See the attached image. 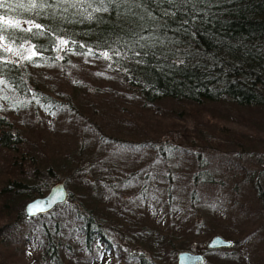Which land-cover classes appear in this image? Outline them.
Here are the masks:
<instances>
[{"label": "trees", "instance_id": "16d2710c", "mask_svg": "<svg viewBox=\"0 0 264 264\" xmlns=\"http://www.w3.org/2000/svg\"><path fill=\"white\" fill-rule=\"evenodd\" d=\"M9 2L27 4L28 0ZM89 3L90 0H70L60 5L54 0H36L37 6L31 11L0 9V14L19 20L23 28L31 27L25 21L42 26L41 29L33 27L31 32L14 28L0 31L4 37L0 45L13 49L6 52L0 47V80L4 81L0 84V93L16 104L18 111L28 117L32 114L33 120L39 122L33 127L39 135L26 138L24 131L12 126L10 119L15 114L0 116V150L3 152L0 159V264H24L22 253L28 244L36 248L33 256L39 264H97L103 251L112 253L116 263L177 264L179 251L195 248L190 244L198 239L194 234L203 221L196 219L186 226L183 239L178 237L176 228L161 229L146 220L139 224L136 217L124 216L126 208L132 210V206H127L128 201L125 205L112 202L114 197L109 190L115 188L116 182L109 177L112 175L109 167L96 159L83 161L81 154L74 160L69 156L72 151L57 146L51 136H40L46 132L42 127L45 115L82 116L77 115L83 111L80 94L84 84L101 96L98 100L103 104V112H111L115 102L123 99L121 92L137 100V110L161 101H174L178 104L176 109H182L180 115L188 109L197 123L213 124L222 133L231 131L232 125L243 126L245 129H234L233 134L228 135L231 145L227 151L221 149L223 144H220L216 148L218 153L207 155L210 159L216 157L210 170L203 162L202 151L183 152L193 159L192 169L184 175L167 164L173 157L172 147H177L168 132L177 129V124L183 125L186 119L182 117L181 122L171 117L168 124L163 123L167 138L162 137V142L167 144L156 151L160 166L155 169L154 177L162 181L157 189L167 200L168 207L175 198L186 196L184 201L191 210H195L198 203L216 206L224 201L227 212L232 211V223L238 222L239 226L221 231L215 224H204L209 239L220 234L233 242L230 248L207 249L209 253L235 259L239 237H233L239 233L249 248L254 238L264 241V0H188L187 3L177 0L174 5L136 0L140 7L110 4L107 12L94 11L101 5L91 3L89 6ZM165 10L168 15L164 14ZM148 12L155 19L149 18ZM141 25L144 26L141 34H151L155 40L149 48L135 49L141 52L140 56L133 57L129 50L127 58L113 55V60L108 61L96 55L81 54L88 48L96 54L107 50L112 55V49L116 48L123 52L126 48L123 41L130 40L131 33L140 31ZM40 31L44 34L34 35ZM57 37L68 40L71 50L58 53L53 45ZM72 41L76 42L75 46ZM22 42L23 48L20 47ZM81 44L85 46L83 49L79 47ZM30 45H35L37 52L33 62L15 54L16 51L27 54ZM57 56L62 59H56ZM137 60L142 63H136ZM100 62L122 78L120 85L107 78L96 83L85 81L82 72L93 75L95 65L102 73ZM109 63L112 68L108 67ZM125 68L128 73L123 71ZM103 97L107 98L105 104ZM216 105L229 106L231 119L209 113ZM103 112L101 115L105 114ZM92 117L98 116L92 114ZM94 122L90 124L96 145L115 144L120 152L130 149L131 153L137 148L129 146L133 140L122 134L103 135L96 128L102 130L103 126ZM182 130L186 145L205 149L201 148L203 139L199 127L193 135L187 128ZM235 133L250 136L251 146L236 150L240 142L234 137ZM142 144L147 147L146 152L152 146L149 140H143L139 146ZM57 150L67 156L61 162L52 157ZM152 172L153 169L146 171L144 179L148 180ZM59 176H65L68 201L49 213L28 218L25 205L46 195ZM131 177L134 176L129 175L124 181ZM99 187L104 189L100 191ZM242 191L249 195L246 200L241 198ZM139 192L143 200L149 197L145 186ZM13 252V257L9 256ZM17 253L19 257L15 258ZM261 258L264 260V256ZM204 264L224 263L206 261Z\"/></svg>", "mask_w": 264, "mask_h": 264}, {"label": "rangeland", "instance_id": "374dc122", "mask_svg": "<svg viewBox=\"0 0 264 264\" xmlns=\"http://www.w3.org/2000/svg\"><path fill=\"white\" fill-rule=\"evenodd\" d=\"M95 66L96 70L93 71L94 76L91 73L82 72L87 83H96L100 80L104 81V79L107 78L110 79L113 84L120 85L122 78L119 75L117 76L114 74L115 72H113L112 69H108L105 63H101V72L103 73L102 75H97V73L100 72V67L97 69V65ZM91 88V86H86L85 84L82 87V93L80 96L84 106H82L83 111L81 113L78 112L79 115H77H82V119L81 117L75 118L72 116V114H61L54 117H49L48 115L46 116L44 114L45 119L42 123V127L45 128L46 132L40 136H51L57 146H62L65 151H72L69 152V156H71V158L73 157L74 160L78 155L81 154V160L83 161L96 159L100 163L109 167L112 172V175H109V177L114 178L116 182L115 188H110L112 191L109 190V193H111L110 196L114 197V201L112 200V202L118 205L123 202L125 205L128 201L127 206H132V210H128L127 208L125 209L124 216L136 217L139 221V224L146 220L161 229L174 230L176 228L178 237L181 239H183L184 236L182 235L184 228L188 225H191L194 220L199 219L204 223L199 228V231L194 234L198 236V239L194 243L190 244V247H192L193 244L195 247L191 252L203 253L205 255L206 261H217L224 264H264V260L261 258L264 256V241L260 238H254V240L251 242L250 248L246 247L247 243H244L240 238L242 233H239L237 236L233 237V239L239 237V245L235 249L237 251L235 259H228L227 257H224L218 253H209L207 251V242L209 241V238L207 237L208 233H205L204 224H215L218 230L221 231H223L225 228L232 229L234 227L233 225L239 226L240 224L238 222L232 223L230 216L232 211L227 212V208L224 206V201H221L216 206L212 205L211 203H198L195 205V210H191L189 207H187L186 202L184 201V197L186 196H179L175 198V202L172 203V206L168 207L167 200L157 189L158 183H162V181L160 178L158 179L157 177H154L155 169L160 166V163L157 162L158 160H156V151L159 149V146L162 147L164 143L167 144V142H162V137L167 138L164 135L165 132L163 131V123L165 122V124H168L167 122L171 117L181 122L184 121L182 117L186 119V121L183 122V125L177 124L175 125L177 126V129L168 132V136L173 143L177 144V147L180 150L176 146L172 147V149H174V152L172 153L173 157L168 160L167 164L174 170H180V172H183L184 175H188V170L192 169L191 163H193V159L187 158L184 153L193 152L196 154L202 151L201 155L205 156L203 162L207 163V168L210 170L213 168L212 164L215 162L214 158L216 159V157L210 159L207 157V155H213V152L218 153L216 148L219 147L220 144H223L221 149L227 151L229 145H231V140L229 139L228 135L233 134L234 129L238 130V128H245L243 126L237 127L232 125L233 128H231V131L222 133V131L218 128H215L213 124L197 123L195 121V116L190 113L188 109H184L186 112L180 115L179 113L182 109L180 107H178L180 110L176 109V105L178 104H176L174 101H161L156 105L147 106L142 110H137L135 107V102H137V100H134L133 97L121 92L120 95L123 96V99L117 100V102H115L111 109V112L114 111V114L111 115V112L102 111L103 104L98 100L101 98V96L95 95V91ZM103 101L104 104L107 103V98L103 97ZM230 111H232V109L229 108V106L222 105L220 108L216 105L213 111L209 113L213 114L215 117L231 119V116L228 114ZM101 112L105 114L101 115ZM19 113L22 112L18 111L16 104L6 98V95L1 92L0 116L10 117V114H15L14 117L10 119V121L13 123L12 126H17L18 129L24 131L26 138L30 135H39L37 134L36 130H33V127L39 124V122L33 120L32 114L31 117H28L27 114L22 113L18 115ZM92 114H95L98 117H92ZM94 118L97 119L96 123L94 122ZM99 120L101 121L99 122ZM91 122H94L95 125H97L99 122L100 125L103 126L102 130L96 127L99 132L103 133V135L105 133H111L112 135L122 134L129 137L130 140H133V143L128 144L131 147L139 146V143L143 142V140H149L152 146L149 148V151L146 152L147 147L142 144L139 146V150H135L133 153H131L130 149H127L128 151L122 150L120 152L116 148L115 144H108L106 146H99L98 144L96 145L92 140L93 135L91 131ZM197 127L200 128L201 138L203 139L200 143L201 148L205 149H200L199 145L188 146L186 143H184L186 141V137L185 132L182 129L187 128L189 133L193 135V131H195ZM67 129L72 130V132L76 131V134H71V132H69ZM241 134H234V137H236L240 142V146L237 145L235 148L236 150L246 149L252 144L250 136ZM79 139L81 144H79ZM69 140H73V142H70ZM75 143L76 146L74 147ZM78 145L81 146L77 148ZM184 147L189 152L185 151L183 149ZM2 154L3 152L0 150V159L3 157ZM248 155L250 158H252L250 153ZM246 156L247 155L245 154V159H247ZM52 157L55 161L58 160L61 162L67 156L62 154L61 150H57ZM219 159L220 158L217 157V160ZM154 162H156V165L153 164ZM54 167L58 169L57 165H54ZM151 169H153V172L150 174L148 180H145L144 178H146V171L150 172ZM129 175L134 176L131 177L132 181H124L125 177ZM218 176V173L215 174L216 178ZM59 177L60 178H58L56 182H64L66 185L67 183L65 176ZM181 177L183 176L181 175ZM1 184L2 180L0 169V185ZM144 186L149 191V197L145 200L142 199L143 195L139 192ZM240 187H243V184ZM102 189L104 188L99 187L100 191ZM135 193H138V196H136ZM248 197L249 195L242 191V200H246ZM36 220L40 219L36 218ZM105 231L110 233V235L112 234L108 230ZM117 237L120 238L119 235ZM35 251L36 248L34 245L28 244V246H26V251L22 253L24 264H39L33 256ZM14 254L15 252L9 253V256L13 257ZM18 257L19 254L17 253L15 258ZM97 264L122 263H116L112 253L103 251Z\"/></svg>", "mask_w": 264, "mask_h": 264}, {"label": "snow or ice", "instance_id": "6c2138e0", "mask_svg": "<svg viewBox=\"0 0 264 264\" xmlns=\"http://www.w3.org/2000/svg\"><path fill=\"white\" fill-rule=\"evenodd\" d=\"M55 3L63 5V4H67L70 2V0H54ZM154 3L160 4V3H164L167 2L170 5H174L177 3V0H153ZM181 2L183 3H187L188 0H181ZM91 3H97L99 5H101L100 8H96L94 9V11H105L107 12L108 9V5L110 4H115V5H129V4H135L136 7H140V5L138 3H136V0H90L89 6H91ZM36 0H28L27 4L24 3H13V2H9V0H0V9H10L12 11H15L17 8H27L29 11H31L32 9L36 8ZM73 7L76 6L75 3L72 4ZM128 11H130V9H127ZM118 14H119V8L117 9ZM144 11L147 12V9H144ZM165 15H168L169 13L167 12V10L164 11ZM148 16L151 19H155V17L152 16L151 12H148ZM140 19L143 20L144 17L140 16ZM24 23L27 24H31V27L28 28H23L21 25V22L19 20H14L11 18H8L7 15L5 14H0V31L3 30H7L8 28H14V29H20L24 32H31L32 28H36V29H41V25L40 24H36L34 21H25ZM143 25H141V30L140 31H133L131 33V39L130 40H126L123 41V44L126 46L125 51H121L120 48H116V49H112V55L109 54V51H102L98 54L94 53L93 50L91 48H88L86 53H81L87 56H93L96 55V57L98 59H105L108 61H112L113 60V55L114 56H124L125 58H127L126 53L127 51H132L133 52V57H137L141 55V52L136 51L135 49L138 47L140 49H145V48H149L152 46L155 37L150 35H142V31H143ZM44 32L40 31V32H36L34 33V35H43ZM4 39L3 35H0V41H2ZM58 41V42H57ZM57 41H53V45L56 49V51L62 52V51H70L71 49L68 47L69 46V41L65 40L63 38H59L57 37ZM141 41H144V43H141ZM72 45L75 46L76 42L72 41ZM0 47H3L4 51L6 52H12L13 49L10 46H4V45H0ZM21 48L24 47L23 42L20 45ZM81 49H83L85 46L84 45H80L79 46ZM43 51V49H41ZM27 54L21 53L20 51H16V55L20 56L21 59L23 60H27L29 62H33V57H35L37 55V52L35 51V45H30L29 48L26 49ZM145 55H147V53H144ZM56 59H62V57L57 56ZM136 63H142L141 60H137ZM109 68H112V63L108 64ZM123 71L125 73H128V69H123ZM97 75H102V73H97ZM129 78L131 79V77L129 76ZM4 81L0 80V84H3ZM135 150H139V146H137V148L133 149ZM158 162V161H157ZM58 199H63V194L60 193L58 196ZM54 201H47V202H36L32 205H30L28 207V212L30 214H35V210L36 209H41L44 210L46 207L51 206V204Z\"/></svg>", "mask_w": 264, "mask_h": 264}, {"label": "water", "instance_id": "95a60500", "mask_svg": "<svg viewBox=\"0 0 264 264\" xmlns=\"http://www.w3.org/2000/svg\"><path fill=\"white\" fill-rule=\"evenodd\" d=\"M63 194V199H58L59 194ZM69 191L64 182H56L51 188L47 195L43 197L36 198L27 203L25 207V212L28 217H35L40 214L49 213L52 211L58 204L65 203L68 200ZM54 201L51 206L46 207L44 210L36 209L35 214H30L28 212V207L36 202H47ZM233 242L224 238L222 235L216 234L210 238L207 243V248L210 250L230 248L232 247ZM178 264H204L205 256L203 253H194L187 250H182L177 254Z\"/></svg>", "mask_w": 264, "mask_h": 264}]
</instances>
